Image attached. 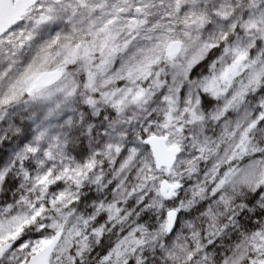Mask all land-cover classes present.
<instances>
[{
	"label": "clouds",
	"instance_id": "9594fccd",
	"mask_svg": "<svg viewBox=\"0 0 264 264\" xmlns=\"http://www.w3.org/2000/svg\"><path fill=\"white\" fill-rule=\"evenodd\" d=\"M20 3L0 264H264V0Z\"/></svg>",
	"mask_w": 264,
	"mask_h": 264
},
{
	"label": "snow or ice",
	"instance_id": "6c2138e0",
	"mask_svg": "<svg viewBox=\"0 0 264 264\" xmlns=\"http://www.w3.org/2000/svg\"><path fill=\"white\" fill-rule=\"evenodd\" d=\"M8 5L5 7V5ZM25 10V6L20 3V0H17V3L15 5L11 4L9 0H0V19H3L5 16H7L9 19L15 18L23 13ZM3 226L0 225V229H2Z\"/></svg>",
	"mask_w": 264,
	"mask_h": 264
}]
</instances>
